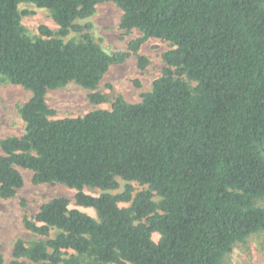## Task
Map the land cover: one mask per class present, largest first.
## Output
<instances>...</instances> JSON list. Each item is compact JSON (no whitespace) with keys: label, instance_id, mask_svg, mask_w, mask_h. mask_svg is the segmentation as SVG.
<instances>
[{"label":"trees","instance_id":"16d2710c","mask_svg":"<svg viewBox=\"0 0 264 264\" xmlns=\"http://www.w3.org/2000/svg\"><path fill=\"white\" fill-rule=\"evenodd\" d=\"M23 3L48 10L58 31L29 37ZM107 3L122 12L121 31L140 33L129 52H105L80 24ZM151 38L171 48L139 102L116 97L109 110L55 118L49 91H93L131 56L143 70L137 50ZM0 82L31 94L23 134L0 141V197L23 187L21 168L35 185L75 190L97 216L50 200L24 216L34 239L15 241L8 264H221L264 232V0H0ZM117 179L145 189L113 194Z\"/></svg>","mask_w":264,"mask_h":264},{"label":"rangeland","instance_id":"374dc122","mask_svg":"<svg viewBox=\"0 0 264 264\" xmlns=\"http://www.w3.org/2000/svg\"><path fill=\"white\" fill-rule=\"evenodd\" d=\"M21 15V25L26 34L31 37L39 36V28L47 27L52 32L58 31L48 10L38 8L29 3L18 5ZM122 12L112 4L107 3L97 7L96 12L86 21L80 24L89 25L87 31L93 40L107 53L129 52L128 46L132 41L140 37L138 30H132L125 34L119 29V21ZM78 37L72 34L70 38ZM171 48L168 42L151 38L142 44L138 56L145 57L149 65L143 70L138 66L137 56H131L124 63L111 66L103 76L97 89L87 90L74 83L49 91L46 94V104L55 112L56 119L82 117L94 110H109L113 99L121 97L128 103H137L141 100V94L150 92L152 83L157 79L165 64L162 54ZM139 84V86H138ZM99 93L106 98L101 104H94L90 95ZM31 97L30 92L20 86L0 82V141L9 136H21L24 132V123L19 115V108ZM1 154V150H0ZM24 185L16 195L9 199L0 197V244L5 264L11 260L13 244L18 239L31 241L34 236L23 226L25 215L34 216L39 208L54 198H66L69 207L78 209L90 217L96 219L93 209L79 207L75 204L76 191L61 184L32 183V172L18 168ZM119 188L112 191L113 194L124 192L126 186L132 189V194L145 189L136 182L126 183L117 179ZM83 191L91 196H99L102 192L98 189L84 188ZM157 200V199H155ZM130 203H119L120 207H128ZM264 208V199L259 201ZM157 242L159 236L152 235ZM221 264H264V232L250 235L241 243H236L227 253Z\"/></svg>","mask_w":264,"mask_h":264}]
</instances>
